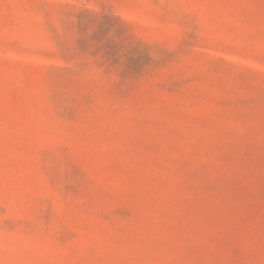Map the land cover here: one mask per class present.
Wrapping results in <instances>:
<instances>
[{"label": "rangeland", "instance_id": "1", "mask_svg": "<svg viewBox=\"0 0 264 264\" xmlns=\"http://www.w3.org/2000/svg\"><path fill=\"white\" fill-rule=\"evenodd\" d=\"M0 264H264V0H0Z\"/></svg>", "mask_w": 264, "mask_h": 264}]
</instances>
